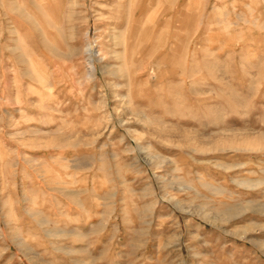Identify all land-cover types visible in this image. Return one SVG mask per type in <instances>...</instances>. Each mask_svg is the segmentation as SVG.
Instances as JSON below:
<instances>
[{
    "label": "rangeland",
    "instance_id": "rangeland-1",
    "mask_svg": "<svg viewBox=\"0 0 264 264\" xmlns=\"http://www.w3.org/2000/svg\"><path fill=\"white\" fill-rule=\"evenodd\" d=\"M44 13L0 44V264H264V0Z\"/></svg>",
    "mask_w": 264,
    "mask_h": 264
},
{
    "label": "bare ground",
    "instance_id": "bare-ground-1",
    "mask_svg": "<svg viewBox=\"0 0 264 264\" xmlns=\"http://www.w3.org/2000/svg\"><path fill=\"white\" fill-rule=\"evenodd\" d=\"M18 1L19 0H8V3L6 5L3 4V7L1 6L2 11L0 12V44L4 42L6 44V49L10 47V44L14 43L17 40L14 37L15 35L19 34V26L16 25L19 19H24V21L31 27V29L34 31L33 37L41 42H44L45 40L43 41L42 35V32H44L42 31V19L45 17L44 10H46L47 12L50 8V3L55 0H30V5H27V9H24L22 6L18 5ZM27 75L30 76L31 73L29 72L27 73Z\"/></svg>",
    "mask_w": 264,
    "mask_h": 264
}]
</instances>
